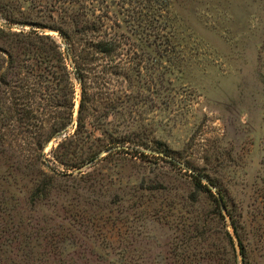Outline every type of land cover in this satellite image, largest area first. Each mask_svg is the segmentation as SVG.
Here are the masks:
<instances>
[{
  "label": "rangeland",
  "instance_id": "obj_1",
  "mask_svg": "<svg viewBox=\"0 0 264 264\" xmlns=\"http://www.w3.org/2000/svg\"><path fill=\"white\" fill-rule=\"evenodd\" d=\"M15 1L24 7V18L60 26L65 15L61 0ZM84 1L91 4L92 18L104 23L103 31L124 41V84L109 75L108 90L102 89L100 58L88 93L98 111L87 119L93 136L81 147L103 152L84 165L85 176L61 180L60 189L36 206L27 204L35 184L27 169L39 160L35 135L16 122L2 126L0 113V226L17 222V211L33 230L71 231L65 253L47 248V259L24 264H244L232 228L226 229L213 203L192 185L185 164L211 178L214 185L206 184L244 214L252 233V239L243 236L245 264H264V0ZM4 22L0 13V26ZM46 33L59 38L56 31ZM53 72L42 95L57 104L63 83L57 65ZM72 81L73 123L45 148L49 166L60 171L52 151L74 134L81 100V84L74 75ZM114 92L124 107L106 119L114 103L107 96ZM52 117L47 114L46 121ZM116 131L166 143L181 165L151 151L144 158H106ZM14 237L0 264L25 258L19 243L26 239L24 229ZM194 253L196 258H182Z\"/></svg>",
  "mask_w": 264,
  "mask_h": 264
},
{
  "label": "trees",
  "instance_id": "obj_2",
  "mask_svg": "<svg viewBox=\"0 0 264 264\" xmlns=\"http://www.w3.org/2000/svg\"><path fill=\"white\" fill-rule=\"evenodd\" d=\"M61 1L65 15L61 18L60 26H55L44 20H33L30 16L24 18L22 12L24 7L15 0H0V13L5 21L0 26L1 123L2 126L13 125L15 122L22 124L30 130L31 134L35 135L33 145L39 160L29 165L27 169V173L35 178V184L27 202L32 206L47 201L57 189H60L61 180L79 175L85 176L86 174H83L81 169L86 163L98 160L103 152V149L85 152L81 147L93 136L92 132L86 130L87 119L98 111L89 105L88 93L89 82L99 76L96 71L100 58H103L102 62L106 64V66L102 64V78H99L102 89L108 90L111 80L109 75L121 77L122 84H124V41L121 42L119 37L116 39L103 31L105 25L101 19L92 18L89 2L84 0ZM160 1L162 0H145L151 4ZM20 25L30 27V30L15 31V26ZM47 30L56 31L61 43L54 36L47 34ZM68 61L73 71L69 69ZM56 65L60 72L59 82L63 83L61 91L64 93L62 100L54 104L53 100L45 98L42 93L50 89L44 84L49 83L51 77L54 78L53 69ZM72 75L81 84V100L74 134L64 138L52 151L53 162L56 166L63 168V171H60L49 166L45 148L52 140L67 132L73 123L76 90ZM30 77L35 80L34 85L37 87L30 85ZM38 94L41 97H37ZM107 99H112L114 103L107 108L109 110H105L102 117L106 119L110 117V111L117 109V106L124 107V100L120 95L117 97L115 92L114 96L109 95ZM116 99L120 105L115 102ZM54 107L58 108V113L53 112ZM47 114L56 117H52V122H49V119L46 121L45 118ZM47 122H49L48 129H46ZM96 129L99 130V128ZM32 130H35V133H32ZM149 151L160 155L164 160L181 165L174 160V153L166 143L141 135L131 137V133L129 136H124V132L122 134L117 131L110 133L108 148L104 150L107 153L106 158L121 154L144 158L150 154ZM186 165L183 167L191 172L192 185L213 203L217 218L223 222L226 229L232 228L245 264L247 247L243 236L252 239V233L249 230L250 223H245L242 212L231 207L225 193L221 190H212L206 184L208 182L214 185L211 178L196 169L191 170ZM15 216L17 222L16 220L10 221L5 227L0 226V263L5 260L14 243L12 236L14 237L22 229L25 231L26 239L18 241L26 250L25 258L22 257L21 261L14 262V264L32 263L35 259L41 262L43 259L40 257L47 259L48 254L46 256L44 253L47 252V248H53V251L58 252L57 255L65 253L63 244L68 240L67 235L70 234V230L52 231L51 228L33 230L30 223H26L17 211ZM15 225H17L16 228ZM251 227L255 226L251 225ZM225 235L235 246L233 236L228 230ZM41 251L45 256L40 254ZM196 256L194 253L193 256L191 254L182 255V258L184 257L186 261Z\"/></svg>",
  "mask_w": 264,
  "mask_h": 264
},
{
  "label": "water",
  "instance_id": "obj_3",
  "mask_svg": "<svg viewBox=\"0 0 264 264\" xmlns=\"http://www.w3.org/2000/svg\"><path fill=\"white\" fill-rule=\"evenodd\" d=\"M156 154V153H155Z\"/></svg>",
  "mask_w": 264,
  "mask_h": 264
}]
</instances>
